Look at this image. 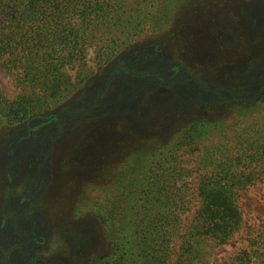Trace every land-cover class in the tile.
<instances>
[{"label": "rangeland", "instance_id": "obj_1", "mask_svg": "<svg viewBox=\"0 0 264 264\" xmlns=\"http://www.w3.org/2000/svg\"><path fill=\"white\" fill-rule=\"evenodd\" d=\"M84 38L85 65L63 67L70 84L44 100L0 59L5 104L42 100L21 123L0 120V264H89L104 251L93 197L114 190L123 214L131 195L143 216L152 186L182 196L145 204L166 214L175 264L206 208L199 174L230 168L225 150L248 146L256 159L231 168L243 173L216 180L235 184L240 227L203 242L192 264L228 262L264 226V0H125Z\"/></svg>", "mask_w": 264, "mask_h": 264}, {"label": "trees", "instance_id": "obj_2", "mask_svg": "<svg viewBox=\"0 0 264 264\" xmlns=\"http://www.w3.org/2000/svg\"><path fill=\"white\" fill-rule=\"evenodd\" d=\"M124 2L125 0H0V25H5L0 31V59L7 54L13 63L12 67L19 69V82L23 88H37L44 94L43 100L55 97L62 87L70 84L61 69L76 63L78 66L85 65V33L99 22H109ZM25 24L27 25L24 26ZM32 95H23L6 104L0 98V120L15 124L27 120L33 112L39 110V103L42 102L39 97L34 98ZM260 98L264 99V93ZM240 145H243V141ZM241 149L238 152L225 150L227 162L232 165L230 168L226 165L209 175L204 172L199 174L196 189L206 208L204 211L201 209L193 220L194 225H199V231L183 237L180 243L181 253L175 264H192L200 256L198 253L201 252L203 242L225 243L239 229L241 218L234 198L237 188L234 187L235 184L230 187L216 180L220 177L223 180L226 177L234 179L243 171L234 172L231 170L233 166H244V163L248 164L250 160L256 159L257 150H248V146H242ZM131 172L132 169H127L124 174L129 175ZM111 191L112 199L99 197L97 194L93 197L91 211L94 218L101 222L104 251L90 256L89 264H169L168 251L173 235L172 232L165 233L161 230L166 229L169 220L163 212L149 215L145 204L153 201L168 203L172 196L176 206L182 196L172 195L168 190L165 193L160 186H156L154 191L152 186L151 198L143 199V216H136L133 211L137 209L139 202H132L131 195L130 198H125L126 202L121 200L123 214H120L114 208L118 198L115 197V191ZM163 193L164 196L167 195L165 201L161 198ZM204 249L205 247L203 251ZM224 264H264V226L249 239L247 248L239 250L234 258Z\"/></svg>", "mask_w": 264, "mask_h": 264}, {"label": "water", "instance_id": "obj_3", "mask_svg": "<svg viewBox=\"0 0 264 264\" xmlns=\"http://www.w3.org/2000/svg\"><path fill=\"white\" fill-rule=\"evenodd\" d=\"M263 89H264V86L259 90V92L262 91ZM91 106H92V105H91ZM91 106H90L89 108H91ZM89 108H88V109H89ZM82 111H84V110H82ZM78 112H81V111H78Z\"/></svg>", "mask_w": 264, "mask_h": 264}, {"label": "flooded vegetation", "instance_id": "obj_4", "mask_svg": "<svg viewBox=\"0 0 264 264\" xmlns=\"http://www.w3.org/2000/svg\"><path fill=\"white\" fill-rule=\"evenodd\" d=\"M44 160H45V158H44ZM41 168H42V165L40 166L39 171L41 170Z\"/></svg>", "mask_w": 264, "mask_h": 264}]
</instances>
